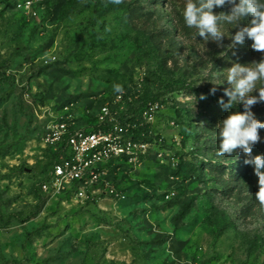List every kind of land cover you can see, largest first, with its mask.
<instances>
[{"label":"rangeland","instance_id":"rangeland-1","mask_svg":"<svg viewBox=\"0 0 264 264\" xmlns=\"http://www.w3.org/2000/svg\"><path fill=\"white\" fill-rule=\"evenodd\" d=\"M25 1L0 0V264H264L258 178L250 157L218 154L232 111L217 103L227 70L264 53L232 46L223 21L219 41L194 40L186 0ZM103 106L117 120L136 111L126 118L151 141L139 165L111 166L119 198L44 195L46 125L104 128ZM252 111L264 122V103Z\"/></svg>","mask_w":264,"mask_h":264},{"label":"clouds","instance_id":"clouds-1","mask_svg":"<svg viewBox=\"0 0 264 264\" xmlns=\"http://www.w3.org/2000/svg\"><path fill=\"white\" fill-rule=\"evenodd\" d=\"M119 3V0H114ZM230 4L227 13L216 14L214 9L223 8ZM250 17L247 24L240 26V22ZM183 20L189 29H195L193 39L198 36L209 37L219 41L224 33L221 31V21L228 25H235L238 29L232 36V46L243 45L245 40L251 41L250 48L264 53V0H186L183 8ZM226 81L231 90H225L227 103L219 97L217 103L226 109H232L237 100L243 102V112L232 111L218 124L219 126V153L220 155L236 156L243 153L250 157L244 164L253 168L258 178L256 198L264 203V156H252L254 146L261 141L260 130H264V122L255 118L252 108L264 103V58L252 64L234 63L228 70ZM258 84L260 87H258ZM116 93H123L120 84L113 86ZM258 95H251L253 91ZM216 89L209 90L214 95ZM206 97L202 96L201 99Z\"/></svg>","mask_w":264,"mask_h":264},{"label":"built area","instance_id":"built-area-1","mask_svg":"<svg viewBox=\"0 0 264 264\" xmlns=\"http://www.w3.org/2000/svg\"><path fill=\"white\" fill-rule=\"evenodd\" d=\"M24 5L30 9L32 1L26 0ZM143 114L146 119L147 113ZM98 123L104 128H74L67 120L48 122L43 148L59 156L51 163L47 179L40 185L44 195L72 194L80 202L100 195L119 198L109 183L111 166L139 165L151 144L132 139L129 132L135 126L114 118L108 106L100 109Z\"/></svg>","mask_w":264,"mask_h":264},{"label":"trees","instance_id":"trees-1","mask_svg":"<svg viewBox=\"0 0 264 264\" xmlns=\"http://www.w3.org/2000/svg\"><path fill=\"white\" fill-rule=\"evenodd\" d=\"M224 100H225V103H227V100L226 99H224ZM221 106H223V105H221ZM224 109H226V108H224ZM226 110H231V111H236V112H242L243 111L242 108L238 104H236V103L234 104V106H233L232 109H226ZM131 114L132 115L133 114L135 115L136 114V111H133ZM131 114L129 112L122 114L121 115V118L123 120H119V121H121L123 123H130L131 126H133V125L135 126L134 128H130V132H129L131 134L132 139L146 142V139H143L142 138L146 134L145 129H143L144 127L139 128L137 121H134V119L131 118V117L126 118L127 116H129ZM134 118H136V116H134ZM149 142H151V141H149ZM52 155L55 158L54 160H56L58 158V156H59L58 153H54V152H52ZM250 174H254V173L251 171ZM46 179H47V176L43 179V181H45ZM39 188H40V186H39ZM40 191H41V189H40Z\"/></svg>","mask_w":264,"mask_h":264}]
</instances>
